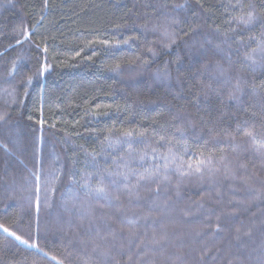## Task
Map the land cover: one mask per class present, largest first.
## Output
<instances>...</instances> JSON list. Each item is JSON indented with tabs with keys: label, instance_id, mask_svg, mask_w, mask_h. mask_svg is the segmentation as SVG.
<instances>
[{
	"label": "trees",
	"instance_id": "16d2710c",
	"mask_svg": "<svg viewBox=\"0 0 264 264\" xmlns=\"http://www.w3.org/2000/svg\"><path fill=\"white\" fill-rule=\"evenodd\" d=\"M250 11L252 24L237 22ZM257 42H264V0H0V223L37 238L64 264H91L95 254L86 242L97 228L107 232L106 220L122 230L107 264H172L177 255L183 264H228L233 256L234 264H259L264 162L236 130L248 121L254 134H264V66L244 62ZM217 66L248 82L245 102L257 107L240 111L227 99L223 77L211 78ZM174 124L183 125L180 142ZM170 148L193 167L211 158L222 171L224 158L244 175L245 165L260 198L240 180L220 173L181 178L173 166L172 183L161 185L159 197L142 187L139 201L121 193L119 207L93 200L94 225L72 208L73 196L77 203L85 198L73 176L92 173L97 183L103 175L115 191L105 169L162 165L154 152ZM164 200L162 215L153 201ZM144 215L150 218L139 219ZM217 215L223 231L214 228ZM128 220L139 221L131 237ZM237 226L252 227L251 235L236 241ZM162 228L170 241L138 253L144 233L150 238ZM0 264L55 262L0 231Z\"/></svg>",
	"mask_w": 264,
	"mask_h": 264
},
{
	"label": "snow or ice",
	"instance_id": "6c2138e0",
	"mask_svg": "<svg viewBox=\"0 0 264 264\" xmlns=\"http://www.w3.org/2000/svg\"><path fill=\"white\" fill-rule=\"evenodd\" d=\"M256 20V16L253 12H248L246 16H241L237 18L238 23H242L245 25L252 24ZM174 23L178 24L179 21H174ZM187 34V33H186ZM30 36V33L24 36V39H27ZM165 36L171 39V42L174 43L175 39L171 33L165 31ZM22 40H17V43H22ZM169 46V45H166ZM151 51V50H150ZM244 62L250 63L252 65H260L264 66V42H257V48L252 49L251 51L245 52L244 54ZM15 69H13L14 71ZM217 71L219 73L218 76L211 77L212 79L219 80L223 77V84L228 86L227 90V99L229 101H234L238 110L244 112H250L253 108L257 107V104L248 103L246 104L244 96H245V86L248 84L241 77L233 78L226 69L223 67L217 66ZM29 83H31V77L28 78ZM253 93H255V88L250 89ZM216 95H220V93H216ZM204 99H208V93H204ZM259 107L262 112H264V102H259ZM253 116L256 115L254 111L251 112ZM4 119L3 116H0V121ZM176 119V117H173ZM175 128V132L179 133L178 142L184 139V131L183 125H173ZM255 125L249 124L248 121L242 122V124L237 126V131L242 133L244 136L248 137L249 140V149L252 153L258 156L262 162H264V134L256 135L254 134ZM126 135H131V133H127ZM160 140L165 141L166 137L164 135L160 136ZM166 143H171V140H167ZM131 150V148H130ZM147 154H142L139 158L141 161L146 159ZM159 158L164 161L162 165H151L144 167L143 171H139L137 169H133L129 167L127 164H123L120 167L126 169L125 171H117L112 172L105 169L108 177L110 178V183L113 185L115 191H109L107 185L104 183L103 175H97V183H93V174L85 173L80 180H77L75 176H73L72 183L80 184V186L85 190L84 195L85 198L83 200H79L77 203V197L73 196L72 198V208L78 210L81 220L87 219L90 224L94 225L96 221V217L92 211V201L98 199H104L110 205L115 201L116 206L120 205V194H125L130 202L134 198L136 201L141 199L140 189L142 187L148 188L149 191L156 193L157 197H159L161 192V185H170L171 179L169 175V169L174 166V173H179L180 177H186L190 175H198L203 178L207 173L209 175H216L218 173L222 174L226 179H231L233 181L240 180L245 185L248 186V190L250 192L255 191L256 199H259L261 196L260 191L253 189L252 181L255 179L254 174H248L246 166L243 164L239 165V168L245 169L244 175H238L237 171L231 167L228 163L224 162V158L221 159L220 163L222 164L221 168L215 167L211 158L198 159L196 162V166L193 167L192 164L187 163L183 160V157L173 152L171 148L169 149L168 154L153 155V159ZM35 176L36 174L33 173ZM117 177H122V182L117 179ZM36 179L39 180V177L36 176ZM134 181V182H133ZM122 183V187H121ZM167 188H165V191ZM39 191V188H37ZM177 195L179 194V184L176 185ZM155 208L159 209L161 214H164V209L168 208V201L164 200L162 202L153 201ZM200 207H203L201 204ZM190 213L185 211L184 215L187 216ZM106 215V214H105ZM103 218V217H102ZM149 215L141 216L139 219L147 221L149 219ZM221 216H216V223L214 228L216 231H223L221 225ZM110 219V218H109ZM107 225V232L102 233L99 228H97L94 235H92V239L86 242V244L92 245V252L95 254V257L89 256L88 261L91 264H107L110 261L111 253L113 248L116 247V242L121 239V229L113 227L112 223L108 220L105 221ZM139 223L138 220H128L127 227L129 230V236L135 235L133 229ZM156 221L153 219V224ZM208 227H213V225H208ZM0 231L6 233L7 236L14 238L15 241H18L21 244L27 245L31 248L36 249L38 252H43L45 256H48L49 259L55 264H64V259L58 258L56 255H51L50 253L44 252V249L40 247L37 238L32 237L31 235L28 238H25L24 235L18 234L16 230L5 226L4 223H0ZM235 235L234 239L236 241H241L243 237L250 236L252 233V227H247L246 230L241 229V227L237 226L234 229ZM196 235H200L199 232ZM145 239L139 240L137 243V251L139 253L141 246L145 249V254H147V250L155 251L157 249H162L163 246L170 241L171 236L169 232L162 228L159 233L154 229L151 237H148L147 233H144ZM206 254V253H205ZM261 259L259 264H264V245L261 246L260 249ZM203 257L201 256V259ZM131 259V257H129ZM179 261L180 264H183V258L181 255H177L172 264H176ZM234 261H239L238 256H233L228 260V264H234ZM148 264H153V262L149 261Z\"/></svg>",
	"mask_w": 264,
	"mask_h": 264
}]
</instances>
